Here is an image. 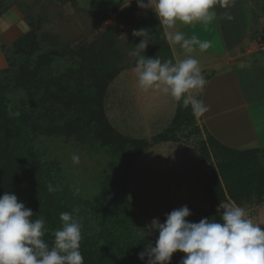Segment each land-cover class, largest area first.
Here are the masks:
<instances>
[{
    "label": "trees",
    "instance_id": "trees-1",
    "mask_svg": "<svg viewBox=\"0 0 264 264\" xmlns=\"http://www.w3.org/2000/svg\"><path fill=\"white\" fill-rule=\"evenodd\" d=\"M134 6L124 10V14H118L115 22L98 31L93 40L80 45L41 51L33 28L12 44L14 53L22 57L12 76V86L24 89L27 99L19 100L17 113L10 112L4 95L7 85L0 83V195L15 193L27 208L33 210V219L43 216L46 221L44 238L49 243L53 240L52 233L61 227L60 213L71 212L75 208L71 203L76 199L67 189L48 191L49 184L55 187L53 178L59 169L55 161L42 163L35 155L30 140L32 133L88 140L91 145L105 148L114 158L119 156L122 164L131 163L155 143L179 141L177 132L183 133L185 128L188 133L184 130V137L192 132L199 133L191 107L178 103L168 127L151 140L129 137L111 124L104 102L108 86L122 70L117 39L122 24L135 19ZM114 12L115 9H106L103 15L102 12L98 16L99 12H89V15L102 22ZM3 13L0 9V16ZM66 56L72 57L71 64L58 73L53 72L54 59ZM9 73L7 67L0 71V76L3 74L8 78ZM197 145L201 158L210 164L213 162L214 166L207 177L208 207L201 218L219 220L217 206L228 200L241 207L264 203V146L236 149L211 134L199 137ZM111 181L106 179L108 185L103 189L105 193L110 190L111 194L97 202L83 200L87 209L79 208L76 214L83 229L87 210L96 229L91 241L97 245L81 241L84 264H145L137 258V253L145 248L148 239L135 237L132 230L138 225L145 227L146 223L132 209L122 205L115 195L118 186ZM120 184L121 189L126 190L125 182ZM157 235L153 232L150 241Z\"/></svg>",
    "mask_w": 264,
    "mask_h": 264
},
{
    "label": "rangeland",
    "instance_id": "rangeland-1",
    "mask_svg": "<svg viewBox=\"0 0 264 264\" xmlns=\"http://www.w3.org/2000/svg\"><path fill=\"white\" fill-rule=\"evenodd\" d=\"M80 1L85 3L91 0H0V9L4 11L0 16V71L7 67L10 70L8 78L1 74L0 83L7 85L4 95L10 112L17 113L19 100L27 99L26 91L22 88H14L11 81L17 64L22 58L20 54L14 53L12 44L21 34L32 28L35 29L40 49L46 51L52 47L83 44L93 40L98 31L112 25L110 20L99 22L95 16L89 15V10L79 5ZM245 2L252 16L249 37L255 39L252 44L260 49L261 43L264 42V0H245ZM103 11L105 10L100 8L96 15L98 16L101 12L103 15ZM243 11V8L236 11L238 18L242 16ZM124 38L125 33L118 37L117 43L118 41L121 43ZM215 38L218 44L219 37L215 35ZM140 39L136 37L131 50ZM157 39L162 42L163 34H159ZM153 41L156 43V39ZM153 44L150 42L145 49V55L148 57L152 55ZM182 54L179 52V56ZM259 54L264 57L261 51ZM71 59L72 57L68 56L56 57L51 64V70L55 73L62 71L71 64ZM125 61L133 63L135 57L129 56ZM124 64L127 63H122V66ZM250 70L255 72L252 65ZM134 73V68H122L112 80L104 102L105 111L111 124L123 134L132 138L151 140L157 132L165 129L171 122L177 104L170 95L161 91L140 90ZM249 74H252L249 78L251 80L244 78V92L249 89L250 84H253L254 88L257 84L259 92L263 93L264 76L255 77L253 72ZM260 127L264 128V120L256 126L257 135L264 143L261 138L264 129ZM184 130L188 133L187 128ZM184 130L183 133L177 132L181 142L155 143L134 158L131 163L126 164H122L119 156L114 158L105 148L91 145L88 140L82 141L66 136L52 137L37 133H32L30 140L35 155L42 163L55 161L57 164L59 170L53 178L55 187L60 191L67 189L73 193L76 199L71 203L73 207L87 209L83 200L97 202L105 195L111 194L110 190L106 193L103 191L108 185L105 180L109 178L118 186L119 191H115V195L119 197L122 205L128 210L132 209L133 213L146 223V226L153 218H159L162 222L166 213L184 205L192 212V215L186 219L198 222L208 207L206 181L211 167H214L213 162L210 164V161L201 158L197 145L199 133L192 132L184 137L186 134ZM245 141L241 147L248 148L259 144L254 142L253 138ZM74 154L79 155V164L72 162L71 157ZM120 180L125 182L126 190L121 189L123 187ZM226 203L232 202L228 200ZM244 208L255 223H262L261 228L264 229V203L246 204ZM85 212L82 241L87 240L92 243L96 229L88 217L87 210ZM139 228L145 227L138 225L134 228L132 233L135 237L141 231ZM153 232L156 231L153 230ZM150 237L148 236L147 239L150 240ZM151 242L154 246L155 240ZM184 255L179 251L173 253L170 263L178 264Z\"/></svg>",
    "mask_w": 264,
    "mask_h": 264
},
{
    "label": "clouds",
    "instance_id": "clouds-1",
    "mask_svg": "<svg viewBox=\"0 0 264 264\" xmlns=\"http://www.w3.org/2000/svg\"><path fill=\"white\" fill-rule=\"evenodd\" d=\"M118 4L119 0H113ZM131 0H123L120 8L129 6ZM140 9H151L165 29L163 35L171 46H179L184 58L162 61L148 57L145 49L155 43L149 29H134L132 35L140 37L129 53L135 57L134 72L140 90H159L170 95L178 104L191 106L196 117L209 111V106L191 93L203 91L208 81L200 67V60L193 53L207 50L210 43L197 36L187 37L177 29V24L191 25L197 22L208 24L216 19L215 7L228 9L234 0H136ZM224 18L232 20L230 13ZM74 164L80 163L79 155H72ZM57 188L48 185V191ZM78 209L63 211L59 215L61 227L52 233L53 240H45L46 221L43 216L33 219L35 213L12 192L0 195V264H84L80 251L82 223ZM219 220L215 217L201 218L191 222L192 215L184 205L165 214L161 222L153 218L139 228L140 239H146L155 230L158 235L153 246L150 240L137 253L145 264H170L173 253L185 255L178 264H264V229L255 223L244 207L220 203L217 206Z\"/></svg>",
    "mask_w": 264,
    "mask_h": 264
},
{
    "label": "crops",
    "instance_id": "crops-1",
    "mask_svg": "<svg viewBox=\"0 0 264 264\" xmlns=\"http://www.w3.org/2000/svg\"><path fill=\"white\" fill-rule=\"evenodd\" d=\"M86 2L87 5L84 1L78 3L86 7L89 12H99L100 8H103V10L115 9V12L105 19L110 20L109 22L112 21V24L118 14H124V10L135 5V19L123 23L119 35L121 37L125 33L124 40L121 43L118 41L122 58L121 66L122 63H127L122 68L135 67V62L131 63L125 60L131 56L129 53L132 51V45L136 40L132 32L134 29L138 30L140 28L149 29L152 39H156L155 44L157 45L152 43L151 57H159L162 61L171 59L174 62L177 59L184 58V54L179 56V52H182L179 46H171L165 38L162 39V42L157 39L159 34L164 33V27L159 24L158 18L151 9H140L136 4V0H131L130 5L122 9L120 4L123 3V0H119L118 4H114L113 0H91ZM240 8H243L244 11L242 16L238 18L236 11ZM214 11L216 12V19L208 24L201 22L191 25L177 24V29L184 32L187 37L195 35L201 41L210 43L207 50L200 51L197 46V50L193 53L200 60L202 74L208 81L203 91L196 90L191 93L209 106V111L203 116L196 117L194 115L195 124L199 129L198 135L205 138L207 134H211L223 144L236 149L261 148L264 143L257 135L256 126L264 120V109L262 110L264 108V92H259L257 84L256 88L252 86L253 84H250L249 89L244 92L243 85L244 78L249 79L252 75L249 72H253L255 77L264 76V57L259 54V51L262 53L264 51L261 50V47L260 49L255 48L252 44L255 39L249 37L252 16L245 0H234V5L228 9H223L217 5ZM225 12L230 13L233 19L227 20L224 18ZM215 35L219 37L218 44H216ZM133 37L134 39H132ZM251 65L254 67L255 72L249 71ZM176 107L177 105L172 117L175 114ZM260 129L264 128L260 127ZM263 137L261 138L264 140ZM249 138H253L254 142L259 144L254 147H241V144Z\"/></svg>",
    "mask_w": 264,
    "mask_h": 264
},
{
    "label": "built area",
    "instance_id": "built-area-1",
    "mask_svg": "<svg viewBox=\"0 0 264 264\" xmlns=\"http://www.w3.org/2000/svg\"><path fill=\"white\" fill-rule=\"evenodd\" d=\"M261 50L264 51V42L261 44Z\"/></svg>",
    "mask_w": 264,
    "mask_h": 264
}]
</instances>
